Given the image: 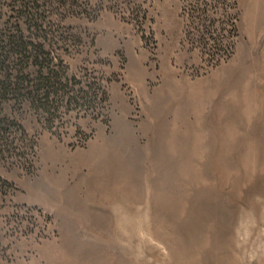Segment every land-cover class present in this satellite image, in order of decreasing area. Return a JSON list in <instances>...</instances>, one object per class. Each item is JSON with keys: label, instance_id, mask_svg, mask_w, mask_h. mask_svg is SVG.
Instances as JSON below:
<instances>
[{"label": "rangeland", "instance_id": "obj_1", "mask_svg": "<svg viewBox=\"0 0 264 264\" xmlns=\"http://www.w3.org/2000/svg\"><path fill=\"white\" fill-rule=\"evenodd\" d=\"M32 1L0 0V30ZM37 10L59 69L108 98L2 106L0 264H264V0Z\"/></svg>", "mask_w": 264, "mask_h": 264}, {"label": "trees", "instance_id": "obj_2", "mask_svg": "<svg viewBox=\"0 0 264 264\" xmlns=\"http://www.w3.org/2000/svg\"><path fill=\"white\" fill-rule=\"evenodd\" d=\"M51 1L33 0L31 4L34 10L31 6L28 10L19 4L24 9L22 28L19 22H15L9 28L0 30V111L3 105L14 101L46 113L57 109L61 104L79 112L91 111L98 117L100 113L95 114L98 105L107 103L105 87L96 82L88 83L76 76H66L64 68L59 69L63 61L60 55L54 56L47 50L50 37L54 36L51 29L47 31L45 25L46 10L37 9L39 2L45 5ZM75 86L79 88L76 90ZM4 119L0 118V126ZM2 128L0 127V154L9 157L20 155L21 153H15V137Z\"/></svg>", "mask_w": 264, "mask_h": 264}, {"label": "bare ground", "instance_id": "obj_3", "mask_svg": "<svg viewBox=\"0 0 264 264\" xmlns=\"http://www.w3.org/2000/svg\"><path fill=\"white\" fill-rule=\"evenodd\" d=\"M124 128V127H123ZM117 140V139H116ZM122 144V143H121Z\"/></svg>", "mask_w": 264, "mask_h": 264}]
</instances>
